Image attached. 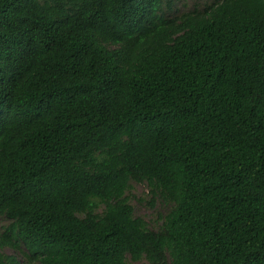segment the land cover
<instances>
[{"label": "trees", "instance_id": "obj_1", "mask_svg": "<svg viewBox=\"0 0 264 264\" xmlns=\"http://www.w3.org/2000/svg\"><path fill=\"white\" fill-rule=\"evenodd\" d=\"M171 1L0 0V264H264V0Z\"/></svg>", "mask_w": 264, "mask_h": 264}, {"label": "rangeland", "instance_id": "obj_2", "mask_svg": "<svg viewBox=\"0 0 264 264\" xmlns=\"http://www.w3.org/2000/svg\"><path fill=\"white\" fill-rule=\"evenodd\" d=\"M210 2L211 0H175L169 3V8L173 15L179 16L183 13H187L195 7H201L204 3ZM131 187V191L127 195L129 197L130 204L134 209V216L144 219L150 229H158L161 224L159 217L165 216L169 212L170 206L163 203L156 195H152L146 184H132ZM151 202L154 204L153 208L149 205ZM7 224V220L0 217V234L3 232V229ZM3 252L6 254H13V251L7 247L3 249ZM14 255L17 257L20 264H26L22 261L21 255ZM126 264L149 263L144 259L140 261H133L130 257H127Z\"/></svg>", "mask_w": 264, "mask_h": 264}]
</instances>
